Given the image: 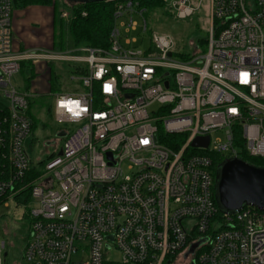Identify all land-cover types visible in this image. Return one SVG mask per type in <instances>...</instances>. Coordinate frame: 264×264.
Segmentation results:
<instances>
[{
	"label": "built area",
	"instance_id": "1",
	"mask_svg": "<svg viewBox=\"0 0 264 264\" xmlns=\"http://www.w3.org/2000/svg\"><path fill=\"white\" fill-rule=\"evenodd\" d=\"M209 1L206 48L183 58L167 35L132 47L134 15L143 14L136 0L111 1L106 49L17 53L13 0H0V207L30 189L26 264H173L198 243L189 264H264V211L222 213L212 160L264 159V0ZM165 2L183 20L201 4ZM42 56L79 66L69 79L83 90L50 95L52 115L68 127L60 145H48L55 156L36 167L26 146L29 94L12 78ZM204 138L206 148L192 147ZM6 250L0 242V264ZM112 251L120 261L108 260Z\"/></svg>",
	"mask_w": 264,
	"mask_h": 264
},
{
	"label": "rangeland",
	"instance_id": "2",
	"mask_svg": "<svg viewBox=\"0 0 264 264\" xmlns=\"http://www.w3.org/2000/svg\"><path fill=\"white\" fill-rule=\"evenodd\" d=\"M58 1L61 3L59 6L60 11L64 8L63 6H69L70 4L68 0ZM136 3L138 4V10L143 11V14L134 15V21L137 22V27L131 32L129 37L136 39L137 43L133 44L132 47L147 50L150 47L153 35L157 34L171 37L175 42V51L180 54H192L195 52L196 47H199L200 50H205L206 46H204V41L208 37L211 22L209 0H191L194 7H198V5L201 4L192 17L184 20L176 17L165 0H161L158 7L148 9L143 8L139 0H136ZM68 9L71 10L70 8ZM116 10L115 4L111 31L115 25ZM70 20H64L66 26L63 28H60V23L58 24L57 39L59 42L62 41L61 38L63 34L65 43L64 51L74 55L78 47H75L67 27ZM127 21V18L120 19L117 23L118 27L121 26L122 23L126 24ZM144 21L147 24L146 31H144ZM121 31L123 35H125L124 30L122 29ZM64 51H62V53H64ZM174 57L178 58V55L174 54ZM75 66L76 65L73 63L58 62L52 67L53 72L61 70V74L66 81L65 85L67 89L64 91L66 93L83 90L82 87H79L78 81H70L69 77L64 76L67 71H72ZM40 78L44 80L43 84L46 86V79H44L43 76H40ZM35 79L36 77L33 76V71L27 64L23 65L20 72L12 78V82L18 90L28 93L29 99L33 103L31 114L34 115L37 121L35 128L28 138L26 146L33 166L40 167V162L46 159L48 153L54 151V148L48 146V144L55 142L54 144L56 147L60 145L61 141L58 139L57 135L61 129L68 126L57 123L53 115L51 118H48L45 111L40 110L39 104L41 102L52 104V96H50L51 94L46 96L41 95L45 92H41L36 87H33ZM44 85L43 87L45 89ZM0 101L5 102L4 98L1 96ZM156 108L157 107H154V110ZM29 209V207H17L13 204H10L8 207H0V242L4 241L6 243V249L8 251V256L5 259L3 258L2 264H26L23 260V251L29 238ZM104 259L107 260L106 255ZM108 260L118 262L121 260V254L117 251H112L109 254ZM189 260L190 259L185 257L178 258L173 264H189ZM165 264H167V262Z\"/></svg>",
	"mask_w": 264,
	"mask_h": 264
},
{
	"label": "trees",
	"instance_id": "3",
	"mask_svg": "<svg viewBox=\"0 0 264 264\" xmlns=\"http://www.w3.org/2000/svg\"><path fill=\"white\" fill-rule=\"evenodd\" d=\"M161 0H139L141 6L145 9L158 7ZM70 3L69 6H63L64 8H70L72 13V19L68 23L67 26L69 29V33L73 39V43L75 47H93V48H102L106 49L109 47V39H110V32H111V26H112V19L114 14V7L115 2H101V3H76L74 1L68 0ZM64 5V4H62ZM68 5V4H67ZM30 6H44V7H50L55 6L59 10V4L58 0H13V7L14 10L16 9H23ZM72 6V7H70ZM63 9V8H62ZM86 12V16H82V13ZM57 21L58 24L60 23V28H63L66 26V23L63 19L60 17V11L57 14ZM62 41L59 43V48L62 50H65V43H64V36L62 34ZM205 43V41H204ZM189 55L184 54L182 57L187 58ZM32 61L23 62L21 64V68L23 65H27L31 68L33 71ZM55 63L49 64V66H54ZM80 67L75 66V68L72 69V71H67L64 76H71L72 74H79ZM34 76V75H33ZM65 79L63 78V75L61 74V70L54 71L52 70L51 77L49 80L50 83V93H56V92H64L67 87L65 85ZM30 104V117L32 120V129L36 126L37 119L34 117V115L31 114V111L33 109V103L29 101ZM39 108L42 111H45V114L48 118L52 117V106L51 103L47 102H41L39 104ZM55 156L54 153H51L46 156V159L42 162L44 164L51 158ZM242 158L256 166L264 167V159L261 158H251L247 156L246 154H241ZM213 173L214 177L216 178V172L218 167L225 161V159L220 155H213ZM38 173L31 172L27 176V181H31L35 175ZM30 189L24 191L20 195L16 197L17 206L21 207L22 205H27L30 201Z\"/></svg>",
	"mask_w": 264,
	"mask_h": 264
},
{
	"label": "water",
	"instance_id": "4",
	"mask_svg": "<svg viewBox=\"0 0 264 264\" xmlns=\"http://www.w3.org/2000/svg\"><path fill=\"white\" fill-rule=\"evenodd\" d=\"M76 3H101L116 0H71ZM58 138H64L61 132ZM209 144V138L197 139L192 147H204ZM49 145V144H48ZM62 156V151L58 152ZM215 200L219 210L225 214H235L245 207H253L264 211V167L256 166L242 158L226 159L217 169L215 179ZM200 243L192 245L187 258L199 247ZM8 251L3 254L7 258ZM171 264V261H168Z\"/></svg>",
	"mask_w": 264,
	"mask_h": 264
},
{
	"label": "crops",
	"instance_id": "5",
	"mask_svg": "<svg viewBox=\"0 0 264 264\" xmlns=\"http://www.w3.org/2000/svg\"><path fill=\"white\" fill-rule=\"evenodd\" d=\"M58 4L59 6L61 5L59 1ZM59 11L60 9L58 10L55 6H30L14 10L12 18L14 51L17 53L25 51L37 52L42 55L62 53L64 50L59 48L60 42L57 39V14ZM32 62L33 75L36 77L33 87H36L41 92H45L41 94L43 96L53 94L50 93L49 80L52 69L49 64L58 63V61H53L50 57L42 56ZM56 71L58 73V70ZM40 76L46 79V86L43 84L44 80ZM42 84L45 86V89Z\"/></svg>",
	"mask_w": 264,
	"mask_h": 264
},
{
	"label": "flooded vegetation",
	"instance_id": "6",
	"mask_svg": "<svg viewBox=\"0 0 264 264\" xmlns=\"http://www.w3.org/2000/svg\"><path fill=\"white\" fill-rule=\"evenodd\" d=\"M58 139H60V141H61V138H58Z\"/></svg>",
	"mask_w": 264,
	"mask_h": 264
},
{
	"label": "snow or ice",
	"instance_id": "7",
	"mask_svg": "<svg viewBox=\"0 0 264 264\" xmlns=\"http://www.w3.org/2000/svg\"><path fill=\"white\" fill-rule=\"evenodd\" d=\"M145 143H147V141H144Z\"/></svg>",
	"mask_w": 264,
	"mask_h": 264
}]
</instances>
